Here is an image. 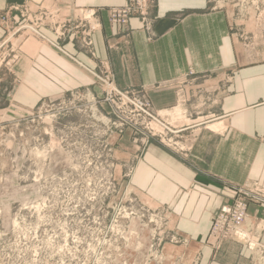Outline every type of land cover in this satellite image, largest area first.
Listing matches in <instances>:
<instances>
[{
	"label": "crops",
	"instance_id": "0c3cea01",
	"mask_svg": "<svg viewBox=\"0 0 264 264\" xmlns=\"http://www.w3.org/2000/svg\"><path fill=\"white\" fill-rule=\"evenodd\" d=\"M125 1L0 0V13L19 2L34 14L71 7L62 10L60 22L68 21L76 34L84 28L91 41L86 50L74 34L60 37L39 26L14 100L33 108L84 89L99 95L91 71L109 73L119 90L143 94L179 129L184 150L148 141L129 186L166 211L174 231L196 247V264H252L245 246L228 241L214 249L205 240L235 186L254 181L264 187V43L240 48L231 10L212 9L209 0L150 4L151 36L136 17L124 29L111 24L105 10H96ZM81 13L91 17L83 20ZM4 34L0 24V40ZM249 212L262 219L264 246V204H250Z\"/></svg>",
	"mask_w": 264,
	"mask_h": 264
},
{
	"label": "rangeland",
	"instance_id": "374dc122",
	"mask_svg": "<svg viewBox=\"0 0 264 264\" xmlns=\"http://www.w3.org/2000/svg\"><path fill=\"white\" fill-rule=\"evenodd\" d=\"M209 2L212 9L231 10L232 35L240 48L264 43V0ZM112 7L119 6L96 10H105L108 21L124 29L136 17L152 35L150 5L147 27L139 13L126 23L112 22ZM39 10L49 11L34 14L19 2L0 13L5 30L0 40V264H196V247L174 231L166 211L129 186L148 141L184 150L179 129L143 94L119 90L109 73L91 71L99 95L84 89L33 108L14 100L39 26L60 37L74 34L86 50L91 46L84 28L76 34L68 21L60 22L62 10L71 7ZM107 79L123 96L108 93ZM248 198V215L261 219L249 212L250 204H261ZM205 244L211 246L207 237Z\"/></svg>",
	"mask_w": 264,
	"mask_h": 264
},
{
	"label": "built area",
	"instance_id": "2783aa9c",
	"mask_svg": "<svg viewBox=\"0 0 264 264\" xmlns=\"http://www.w3.org/2000/svg\"><path fill=\"white\" fill-rule=\"evenodd\" d=\"M155 1L157 0H128V3L124 6L109 8V18L115 23H126L131 14L139 13L146 26L145 16L148 6ZM103 82L108 87L111 86L108 91L109 94L115 92L123 96L122 92L118 91L109 79L103 80ZM135 107L137 109L141 108L139 105H135ZM233 192V201L222 205L214 214L207 242L213 248H218L225 241L241 244L250 251L253 264H264L262 263L264 246L260 243L263 230V226L261 228L262 224H260L261 219L249 216L247 212L249 195L256 199V203L264 204V187L250 182L247 185L236 187ZM237 194H239V197H237Z\"/></svg>",
	"mask_w": 264,
	"mask_h": 264
},
{
	"label": "bare ground",
	"instance_id": "6f19581e",
	"mask_svg": "<svg viewBox=\"0 0 264 264\" xmlns=\"http://www.w3.org/2000/svg\"><path fill=\"white\" fill-rule=\"evenodd\" d=\"M31 30L34 31V29H32V28H31ZM261 228H262V226H261ZM262 260H263L262 263H264V258Z\"/></svg>",
	"mask_w": 264,
	"mask_h": 264
}]
</instances>
